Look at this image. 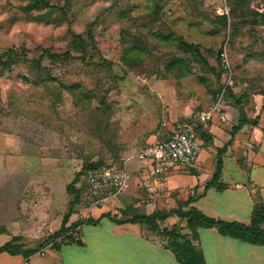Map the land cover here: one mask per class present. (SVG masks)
Wrapping results in <instances>:
<instances>
[{
	"label": "rangeland",
	"instance_id": "1",
	"mask_svg": "<svg viewBox=\"0 0 264 264\" xmlns=\"http://www.w3.org/2000/svg\"><path fill=\"white\" fill-rule=\"evenodd\" d=\"M30 1L0 0V57L12 60L0 63V240L12 234L32 247L51 237L68 211L85 218L83 166L143 162L137 154L149 140L165 138L223 88V50L234 80L225 93L229 122L237 123L244 110L249 123L258 124L264 0ZM185 43L193 47L186 50ZM65 50L76 57L49 60L48 51ZM188 177L196 178L186 174L183 181ZM223 179L243 177L231 169ZM143 188L127 203L121 199L129 211L144 208L134 205L146 195ZM257 193L262 197L258 188L254 199ZM236 256L240 262L252 258L243 251Z\"/></svg>",
	"mask_w": 264,
	"mask_h": 264
},
{
	"label": "crops",
	"instance_id": "2",
	"mask_svg": "<svg viewBox=\"0 0 264 264\" xmlns=\"http://www.w3.org/2000/svg\"><path fill=\"white\" fill-rule=\"evenodd\" d=\"M257 109L260 113L258 124L247 123L234 136L232 127L238 122L234 124L229 122L230 110L227 109L229 117L226 121H221L219 118L211 121L208 126L214 138L213 142L202 149L194 166L172 164L164 177H155L151 175L153 169L151 160L144 159L141 163L129 161L127 168L130 180L127 188L107 200L110 208L104 210L99 207L95 214L91 213L90 217L97 222L83 223L77 234L71 233L75 240L59 242L57 245L48 244L29 256L4 251L0 253V264H182L174 252L165 245V236L146 223L130 221L129 218L133 216L132 211L123 214L121 209L128 208L123 206L124 202H121V199L127 203L141 187H144L146 195L134 202L135 207L144 205L142 210L138 209L140 213L168 212L169 210H163L165 206L178 208L182 204L185 209L195 206L213 217L250 222L254 207L252 191L259 188L264 199V102ZM232 136L233 140L224 154L223 176L232 169L234 173L241 175L243 180L230 181L228 187L222 191L215 187L206 188L207 181L216 171L217 150L215 149L222 147ZM158 139L161 138L155 136L148 141V144ZM218 139L224 144L221 142L223 145H216ZM253 143L259 146L256 152L248 151L250 148L247 144ZM247 154L250 168L248 175L242 163ZM186 174H194L196 178L194 177L193 181V178L188 177V181L185 182L183 180ZM203 174L205 176L201 177ZM247 179L254 186L252 190L246 184ZM151 188L154 190L152 191ZM224 193L230 195L226 199L223 198V202L220 203L221 195ZM191 196L197 198L189 202ZM165 197H168L167 201L164 200ZM117 203L122 206H118ZM111 207L115 209L111 210ZM119 207L121 214H116L119 212L116 208ZM106 212L111 215H105ZM77 215L73 213L70 216L68 225L79 219ZM62 221L63 218L60 227ZM172 221H175L174 224L168 226ZM158 222L161 228H172L180 224V218L172 214ZM181 232L189 234L191 231L182 228ZM4 233L0 232V236ZM12 237V234H7L0 240V245L10 241ZM240 241L243 240L222 235L216 228H201L195 243L203 251L205 264H264L262 262L264 251L260 250L264 249V246L248 242L241 244ZM241 251L250 253L252 258L250 257L248 262L236 260V253Z\"/></svg>",
	"mask_w": 264,
	"mask_h": 264
},
{
	"label": "trees",
	"instance_id": "3",
	"mask_svg": "<svg viewBox=\"0 0 264 264\" xmlns=\"http://www.w3.org/2000/svg\"><path fill=\"white\" fill-rule=\"evenodd\" d=\"M38 4L51 5L48 0H31L29 6ZM56 6L57 5L53 4V7ZM78 37L81 40L80 47L85 53L87 51V46L84 40H82L81 36ZM185 46L186 50H189L191 47H193L192 44L188 43H185ZM196 49L198 48L196 47ZM196 51L199 52V50ZM47 55L49 60L51 61L70 60L76 57L70 50H65L62 52L48 51ZM0 63H3V59L1 57ZM11 63L12 60H8L3 64ZM217 91H219V89ZM237 101L240 102V99H238ZM249 122L250 119L246 116L245 111L242 110L241 116L238 119V123L236 125H233L232 127L233 136L237 131H239L245 124ZM207 127L208 126H205L201 123L196 125V131L200 135L203 145H206V147L209 145V142L213 141V136L211 132H209ZM233 136L222 147H219L217 149L216 171L211 179L207 181L205 185L206 188L215 187L219 191H222L228 187L229 183L223 179L224 154L227 151L228 146L231 144ZM105 163L106 162L102 160L88 162L83 166L81 172H79L78 174L80 175L81 173H86L88 169L103 165ZM77 177L74 179V181L77 179ZM71 186L72 184H70V187ZM70 187H68V189H71ZM85 188L86 184H84L83 190ZM196 198V196H191L189 202L195 200ZM78 200L79 193L76 194L72 203L77 202ZM128 211L129 208L124 209L123 214H127ZM131 211L133 212V216L129 218V220L146 223L153 230L159 231L163 236L166 237L165 245L174 252L176 258L182 264L206 263L202 249L195 243V240L199 238V230L201 228H216L222 235L238 238L250 244L264 246V199L260 196L259 193H257V195L255 196L251 219L248 223L238 220H226L223 218L213 217L204 213L202 210L195 206H191L185 209L183 208L182 204L178 208L170 209L168 212L154 211L150 214H146L140 213L137 208H133L131 209ZM72 213V210L65 213L61 227L57 231H55L51 237L45 239L44 241L38 242L32 247H26L19 244L18 236H13L10 241L4 243L3 245H0V253L7 251L14 254L21 253L25 256H29L37 252L41 248L47 246L48 244H51V242H53L52 245H57L59 242H56V239L63 233L74 230L76 227L81 226L83 223L97 222V220L93 217H88L79 218L75 222L68 225ZM172 214H176L177 216H179L180 224L172 228H161L158 220H164L166 217ZM105 215L110 216L111 214L109 212H106ZM182 228H188L191 232L189 234L182 233ZM72 240H75V238L72 234H69L64 241Z\"/></svg>",
	"mask_w": 264,
	"mask_h": 264
},
{
	"label": "built area",
	"instance_id": "4",
	"mask_svg": "<svg viewBox=\"0 0 264 264\" xmlns=\"http://www.w3.org/2000/svg\"><path fill=\"white\" fill-rule=\"evenodd\" d=\"M221 62L224 69V82L215 95L214 100L199 110L193 118L180 123L163 139H158L145 146L138 154L140 160L149 159L153 163L151 175L164 177L172 164L194 166L203 149V143L196 131V125L201 123L208 126L215 118L221 121L228 119L225 102V93L229 85H233V73L226 50L221 52ZM130 173L127 168V160L123 158L122 164L106 162L90 168L85 173V202L87 214L91 216L92 210L102 207L107 200L125 190L129 184ZM153 191L154 189L151 188ZM80 226L74 231L61 234L56 242H62L73 233L77 234ZM53 244V242H51Z\"/></svg>",
	"mask_w": 264,
	"mask_h": 264
}]
</instances>
